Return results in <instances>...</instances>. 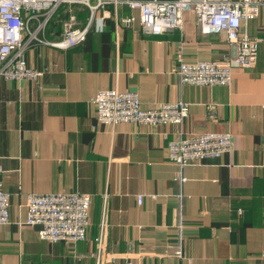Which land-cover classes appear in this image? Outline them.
Listing matches in <instances>:
<instances>
[{"label": "crops", "instance_id": "1", "mask_svg": "<svg viewBox=\"0 0 264 264\" xmlns=\"http://www.w3.org/2000/svg\"><path fill=\"white\" fill-rule=\"evenodd\" d=\"M69 12L85 25V6L61 5L41 37L60 39ZM103 12L102 30L73 48L28 47L39 81L0 79L10 215L0 226V264H264V43L253 68H233L231 86L186 85L178 56L229 60L224 34H201L191 11L181 30L158 35L138 19L125 23L137 17L126 6L117 20L111 7ZM246 29L264 41V7ZM112 89L136 92L144 109L181 102L188 112L180 124L102 125L90 98ZM211 105L215 120L206 116ZM198 132L229 133L231 151L182 168L170 162L168 142ZM70 193L90 195L86 239L40 240L39 227L24 224L26 196Z\"/></svg>", "mask_w": 264, "mask_h": 264}, {"label": "built area", "instance_id": "2", "mask_svg": "<svg viewBox=\"0 0 264 264\" xmlns=\"http://www.w3.org/2000/svg\"><path fill=\"white\" fill-rule=\"evenodd\" d=\"M71 4L87 8L85 25L80 28L76 15L69 12L62 23L60 39L48 41L41 37L58 7ZM121 6L137 14V17L131 15L123 21L130 23L138 19L142 31L148 34L181 30L185 11L194 14L201 34H224L232 50L231 59L187 62L179 55L176 74L181 84L229 87L233 82V68H253L260 44L264 43L250 36L246 29L248 22L259 16L264 0H0V79L39 81L42 72L26 65L25 51L30 45L36 43L60 50L73 48L85 41L90 30H102L106 17L103 11L107 7L113 9L117 20V10ZM90 102L95 107L96 121L111 127L121 123L180 124L189 108L188 104L179 102L160 103L144 109L136 92L116 89L100 91L90 98ZM207 108V118L215 120L216 107ZM231 149L229 133H190L167 144L168 160L179 168L218 158ZM3 172L0 162V226L10 222L9 194L1 179ZM144 197L136 196L139 206ZM89 206L88 194H28L24 224L38 226L37 235L42 241L74 245L86 239ZM102 230L103 226L101 233ZM186 264H192V260L186 259Z\"/></svg>", "mask_w": 264, "mask_h": 264}]
</instances>
